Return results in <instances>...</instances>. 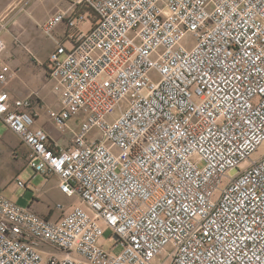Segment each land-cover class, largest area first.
Segmentation results:
<instances>
[{"label":"built area","instance_id":"obj_1","mask_svg":"<svg viewBox=\"0 0 264 264\" xmlns=\"http://www.w3.org/2000/svg\"><path fill=\"white\" fill-rule=\"evenodd\" d=\"M67 1L40 27L71 144L33 128L30 97L0 91V122L79 202L49 218L0 191V264H264V0Z\"/></svg>","mask_w":264,"mask_h":264},{"label":"crops","instance_id":"obj_2","mask_svg":"<svg viewBox=\"0 0 264 264\" xmlns=\"http://www.w3.org/2000/svg\"><path fill=\"white\" fill-rule=\"evenodd\" d=\"M68 5L67 0H0V16L7 15L8 19L5 30L1 32L6 50L0 54V63H7L12 71L10 79L0 83V91L6 90L13 98L30 97V111L34 114L33 128H42L57 148H66L71 144V130L78 127L79 118H71L68 122L70 128L60 132L48 117L49 108L60 106L58 93L54 91L49 77L48 64V57L56 42L44 34L40 24ZM53 33L62 40L66 33L65 25L59 24ZM0 130V152L15 162V178L25 173L24 181H29L26 188L30 194L26 191L9 198L20 205L31 206L46 217L60 216L56 204L69 206L70 199L59 190L57 177L34 175L26 162L27 147L4 123ZM26 166L31 169L25 170Z\"/></svg>","mask_w":264,"mask_h":264},{"label":"rangeland","instance_id":"obj_3","mask_svg":"<svg viewBox=\"0 0 264 264\" xmlns=\"http://www.w3.org/2000/svg\"><path fill=\"white\" fill-rule=\"evenodd\" d=\"M89 26V22L85 21L82 24V27L87 28ZM54 128L57 129V125L55 123H52ZM2 127V123L0 122V128ZM1 132V130H0ZM264 155V141L256 148L255 151H253L250 155L251 159H258L261 156ZM14 164L15 162H12L9 157L7 158V155L0 152V191L2 194L9 198V196L12 195H18L22 192H26L30 194L29 189H24L21 187H18L15 183V171H14ZM25 170H30L28 166L25 167ZM19 179L25 180V173L21 174L19 176ZM226 183V180L223 182L222 186ZM79 200L77 197L70 200V204L78 203ZM111 233L107 232L105 234L106 241L104 242V248L114 254H117L121 251L120 246L113 247L114 240L113 238H110ZM170 250V249H166Z\"/></svg>","mask_w":264,"mask_h":264}]
</instances>
